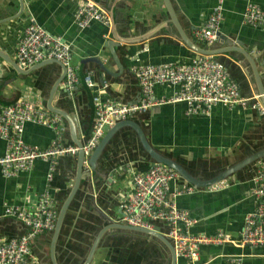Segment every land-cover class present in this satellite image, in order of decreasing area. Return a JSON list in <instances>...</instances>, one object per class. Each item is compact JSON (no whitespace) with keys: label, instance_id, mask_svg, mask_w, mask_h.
<instances>
[{"label":"crops","instance_id":"1","mask_svg":"<svg viewBox=\"0 0 264 264\" xmlns=\"http://www.w3.org/2000/svg\"><path fill=\"white\" fill-rule=\"evenodd\" d=\"M86 0H0V51L15 61L16 46L28 26L29 17L50 34L61 38L71 49L73 63L78 67L81 85L71 99L66 97L63 80L55 87L53 104L66 112H73L77 120L78 136L82 140L91 134L90 108L93 99L117 104L137 103L141 100L132 69L144 65L188 64L196 54L180 40L170 24L149 39L134 44L119 43L114 51L123 68L119 73L107 42L112 41V28L92 22L81 28L75 20L79 7ZM109 18L112 12L117 31L122 38L146 33L168 19L162 0H91ZM182 31L195 43V32L206 22L218 0H171ZM248 4L264 12V0H223L219 40L214 48L224 49L228 42L240 43L253 57L264 83V29L247 25L243 14ZM128 27V31H127ZM200 45V44H199ZM202 46V45H201ZM240 64L226 53L215 56L229 70L240 85L243 97L257 95L247 61L239 56ZM92 58L100 60L104 72ZM24 74L14 70L0 58V104L12 105L28 99L45 108L55 82L61 74L58 64L23 68ZM116 74V75H115ZM91 79V86L86 79ZM103 81L107 87L103 88ZM178 87L156 86L154 99L168 98L179 92ZM183 118L179 129L187 137L176 134L175 142L163 133L174 119ZM133 120L139 122L152 146L165 156L182 164L194 176L203 180L214 177L237 163L251 152L264 147V114L248 106L245 109L216 105L207 114L188 112L186 104L163 105ZM22 138L25 143L44 149L55 138V131L42 125L27 124ZM65 142L72 144L69 136ZM91 177V185L82 184L69 210L70 223L66 234L57 244L58 264L82 262L95 236L107 217L117 222L121 206L131 192L133 177L150 165L135 134L124 129L112 139ZM5 143L0 140V157ZM252 167L245 168L226 180L206 188H196L179 176L171 181L167 199L185 210L193 219L190 232L196 235H228L231 242L222 246H201L194 260L177 257L176 264H264V246L250 247L240 243L244 219L255 209ZM76 157L58 162L53 178L47 182L49 164L36 161L33 166L12 178L0 172V238H17L25 226L7 216V208H35L38 199L47 193L59 207L73 185ZM191 186V192L177 194L180 186ZM163 226H161V231ZM51 232L44 233L30 243L33 264H51L49 256ZM69 254V255H66ZM166 250L157 242L129 232L109 231L103 236L91 264H168ZM81 264V263H80Z\"/></svg>","mask_w":264,"mask_h":264},{"label":"built area","instance_id":"2","mask_svg":"<svg viewBox=\"0 0 264 264\" xmlns=\"http://www.w3.org/2000/svg\"><path fill=\"white\" fill-rule=\"evenodd\" d=\"M222 1L218 0L205 24L195 32L196 41L210 48L220 39ZM75 20L85 28L92 22L110 27L109 15L95 2L86 0L77 10ZM244 22L254 28L264 29V12L254 4H248L243 14ZM44 60H55L65 67L64 89L71 99L75 85L79 82L78 67L73 63L70 47L59 37L46 31L34 17H29L28 26L19 39L15 61L22 68H30ZM141 94V100L131 104H117L111 101L93 99L91 134L83 140L86 157L97 146L106 133L119 121L133 119L155 107L183 103L188 112L207 114L212 107L226 108L250 106L264 114L259 96L246 98L241 95L239 83L232 78L227 67L215 56L196 55L188 64L144 65L132 69ZM86 82L91 86V79ZM156 86L178 87L179 92L168 98L154 99ZM107 82L103 81V88ZM27 124L42 125L55 131V138L44 149L24 142L23 130ZM67 129L64 120L51 114L39 104L22 99L12 105L0 104V140L5 143V152L0 157V172L5 178H12L30 169L36 161L49 164L47 182L50 183L58 162L65 157H76L78 148L67 144ZM87 167L86 161L84 162ZM253 196L255 209L247 215L240 233L243 246H264V159L252 167ZM172 169L150 164L133 177L131 192L121 206L117 222L132 227L152 229L158 226L162 234L173 244L177 257L194 260L201 246H222L231 242L228 235H196L189 230L193 219L185 210L167 199L169 183L178 179ZM193 187L180 186L177 194L191 192ZM59 207L47 193L40 196L35 208H7L5 214L23 223L25 232L17 238H0V264H33L30 243L36 237L52 232ZM238 264V263H236Z\"/></svg>","mask_w":264,"mask_h":264},{"label":"water","instance_id":"3","mask_svg":"<svg viewBox=\"0 0 264 264\" xmlns=\"http://www.w3.org/2000/svg\"><path fill=\"white\" fill-rule=\"evenodd\" d=\"M163 5L165 7V10L168 15V19L163 21L162 23L158 24L151 30L147 31L146 33L136 36V37H126L122 38L120 36L119 32L117 31V24L114 21L112 12L110 13V25L112 28V41L107 42L106 47H108L110 54L113 58V61L117 65V68L119 69V73L123 72V68L119 64V60L117 58V55L114 51V48H117L119 43L123 44H134V43H140L143 42L153 35H155L156 32H158L161 28H166L168 24H170L172 27L176 29V31L179 34L180 40L185 44V46L192 51L196 55L201 56H218L221 54H230L232 55L236 60L239 61L241 64L242 61L239 56H242L245 61H247L252 78L254 81V88H256V93L259 96L260 103L264 109V83L261 78V74L259 73L258 67L251 56V54L246 50V48L240 44H232L231 42H228V46L224 49H217L213 47L205 48L194 41H192L181 29V26L179 25V21L176 15L175 8L172 5L171 0H162ZM128 31V27H127ZM0 58L6 62L16 74H24V69L17 64L16 61L12 60L9 56L4 54L0 51ZM98 64V66L106 73L109 74V72L103 67V65L100 63V60L96 58H92ZM46 64H58L61 68V74L58 80L55 82L52 91L50 93V96L48 100L46 101L45 109L51 114H57L60 116L66 125L67 134L70 138V141L72 144H74L78 148V153L76 155V168L73 176V185L70 188V191L68 192L67 196L62 200L61 205L58 209L57 218L55 221L54 229L51 232L50 237V247H49V256L51 260V264H58L56 259V249L57 244L60 238V234L62 232L64 222L66 219L67 214L69 213V210L71 208V205L73 204L78 190L80 186L84 184L91 185V177L94 175L96 171V167L98 163L100 162L104 152L107 150L106 148L110 145L112 139L119 134L124 129L131 130L142 150L147 155L148 159L150 160V164H159L166 166L173 171L177 173V175L183 179L186 183L195 186L196 188H206L209 186H213L215 184L220 183L223 180H226L228 177L243 171L245 168L250 167L251 165H254L258 160L264 159V147L261 149H258L257 151L251 152L249 155L244 157L242 160L238 161L237 163L227 167L222 172L216 174L214 177L209 179H201L199 177L194 176L189 170H187L182 164L177 162L176 160L169 158L162 154L160 151L156 150L152 144L150 143L147 133L144 130L143 126L133 120H124L119 121L116 124H114L111 128H109L103 138L100 140V142L97 144V146L92 150V152L86 157L85 152L83 150V140L79 138L78 136V130H77V120L74 116V113L66 112L60 108H57L54 104V98H55V92L54 89L56 87H59L61 82L65 80V67L55 61V60H44L38 64H35L32 67L36 66H44ZM27 69V68H26ZM2 75V71H0V78ZM116 75V74H115ZM67 97V95H66ZM70 99L69 97H67ZM86 161L87 167L85 166L84 162ZM100 215L106 220V224L101 227V229L98 231L97 235L95 236L92 244L90 245V248L84 258V260L81 262V264H91L93 257L95 255V252L97 248L99 247L100 241L103 238L105 234H107L109 231L117 230L119 232H129L133 234H139L147 238L148 240H152L160 244L167 252L169 263L168 264H176L177 262V255L175 253L173 244L168 238H166L160 228L158 226H154L152 229H146L141 227H132L128 226L126 224H121L119 222H114L110 220L106 214L101 212L98 208H96Z\"/></svg>","mask_w":264,"mask_h":264},{"label":"rangeland","instance_id":"4","mask_svg":"<svg viewBox=\"0 0 264 264\" xmlns=\"http://www.w3.org/2000/svg\"><path fill=\"white\" fill-rule=\"evenodd\" d=\"M183 118H178V119H174V122H171L168 126V130L167 128H165L163 130V133H166V132H170L171 136H167L164 134L165 138L168 139V138H171L173 142H175V138H176V134L178 133V130H180V134L181 136L183 137H187L188 136V133L182 129H179V126L182 124L183 122ZM107 131V130H106Z\"/></svg>","mask_w":264,"mask_h":264},{"label":"trees","instance_id":"5","mask_svg":"<svg viewBox=\"0 0 264 264\" xmlns=\"http://www.w3.org/2000/svg\"><path fill=\"white\" fill-rule=\"evenodd\" d=\"M235 79V78H234ZM81 85V81L79 80V82L77 83V85H75V90H77L78 88H79V86ZM89 114H90V119L92 120V116H93V108H90V112H89ZM89 135V134H88ZM67 137H68V134H67ZM61 204H59V206H60ZM69 223H70V215L69 214H67V216H66V219H65V222H64V226H63V229H62V232H61V236H63L64 234H66V231H67V227H68V225H69ZM60 236V237H61ZM66 255H69V254H67L66 253ZM81 262H77L76 264H80Z\"/></svg>","mask_w":264,"mask_h":264}]
</instances>
